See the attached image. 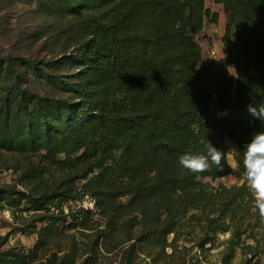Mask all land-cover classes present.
Here are the masks:
<instances>
[{
	"label": "trees",
	"instance_id": "16d2710c",
	"mask_svg": "<svg viewBox=\"0 0 264 264\" xmlns=\"http://www.w3.org/2000/svg\"><path fill=\"white\" fill-rule=\"evenodd\" d=\"M214 3L228 18L222 39L226 57L198 67L201 50L188 34L201 30L204 19L217 20L205 0H60L64 13L82 14L83 36L71 65L78 75L67 83L56 76L68 62L60 58L0 62V150L42 152L48 162L69 170L88 164L86 176L98 174L84 192L98 208L100 195L104 205L129 194L141 201L165 184L199 188L198 178L232 174L225 159L222 168L213 165L200 174L170 176L161 169L184 154L206 155L204 138L224 153L226 135L244 174V146L264 131V123L248 112L249 106H264V0ZM99 9L104 10L99 16L91 15ZM30 75L73 98L31 91ZM213 101L214 110L207 113ZM158 167L156 178L145 169ZM133 171L135 181L123 182L122 175ZM0 194L10 202L20 193ZM24 196L32 211L41 213L60 209L75 193L54 189ZM75 214L83 221L92 216L82 210ZM8 256L20 261L13 253Z\"/></svg>",
	"mask_w": 264,
	"mask_h": 264
},
{
	"label": "rangeland",
	"instance_id": "374dc122",
	"mask_svg": "<svg viewBox=\"0 0 264 264\" xmlns=\"http://www.w3.org/2000/svg\"><path fill=\"white\" fill-rule=\"evenodd\" d=\"M205 7L217 15L216 22L204 19L201 30L188 34L201 50L198 67L226 57L222 39L227 15L214 0H205ZM103 11L92 10L91 15ZM81 17V11L64 13L60 0H0V62L18 57L60 58L68 62L56 76L66 83L73 81L78 71L71 68L72 57L83 36ZM229 71L236 80L234 67ZM27 87L41 96H74L56 91L33 75ZM109 93L120 96L114 88ZM213 110L214 101L207 113ZM221 143L232 174L198 178L199 188L165 184L156 195L141 201L129 194L104 205L100 195V208L88 221L75 214L81 211L75 200L86 193L97 171L86 176L88 164L69 170L48 162L42 152L0 150V190L20 193L10 202L3 201L8 196L0 194V264H264V223L247 184L242 183L244 174L238 171L233 143L226 135ZM145 169L151 177L160 174L159 167ZM161 169L170 176L190 173L179 161ZM136 176L137 172H125L122 181H135ZM54 189L72 190L75 196L60 209L32 211L24 195L37 196Z\"/></svg>",
	"mask_w": 264,
	"mask_h": 264
},
{
	"label": "clouds",
	"instance_id": "9594fccd",
	"mask_svg": "<svg viewBox=\"0 0 264 264\" xmlns=\"http://www.w3.org/2000/svg\"><path fill=\"white\" fill-rule=\"evenodd\" d=\"M248 112L264 123V106L255 108L249 106ZM222 113L220 115H224ZM207 147L206 155L184 154L179 158L180 166L192 174L207 172L215 165L222 168L224 153L214 147L206 138L201 140ZM244 181L252 195L255 210L261 223H264V131L254 133L244 146L243 155Z\"/></svg>",
	"mask_w": 264,
	"mask_h": 264
},
{
	"label": "built area",
	"instance_id": "2783aa9c",
	"mask_svg": "<svg viewBox=\"0 0 264 264\" xmlns=\"http://www.w3.org/2000/svg\"><path fill=\"white\" fill-rule=\"evenodd\" d=\"M75 203L84 212L93 213L97 211L96 201L89 193H82L79 199L75 200Z\"/></svg>",
	"mask_w": 264,
	"mask_h": 264
}]
</instances>
